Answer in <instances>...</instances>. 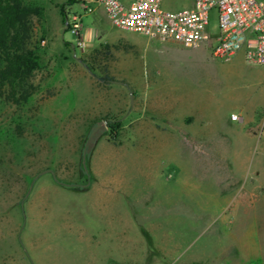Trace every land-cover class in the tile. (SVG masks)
<instances>
[{
    "label": "rangeland",
    "instance_id": "374dc122",
    "mask_svg": "<svg viewBox=\"0 0 264 264\" xmlns=\"http://www.w3.org/2000/svg\"><path fill=\"white\" fill-rule=\"evenodd\" d=\"M165 1L169 7H161L174 11L185 0ZM21 3L36 10L28 17L29 43L40 50L41 68L26 103L0 102V264H264L263 209L256 204L235 210L208 178L184 181L177 163L186 153L162 161L163 181L146 203L153 206L151 217L141 215L143 202L120 194L108 202V214L88 204L85 190L94 179L122 176L136 163L133 96L120 88L132 74L117 70L125 52L99 44L91 51L71 48L74 37L67 29L61 33L62 13L79 14L82 31L94 26L95 12L84 13L67 0ZM99 23L117 30L103 17ZM216 23L211 10L209 32ZM123 32L140 42L135 55L141 79L155 74L177 83L172 92L185 105L174 110L201 106L204 129L215 133L206 138L229 150L222 160L236 156L245 168L253 163L262 139L251 140L249 125L229 115L256 110L258 122L264 118V65L245 63L240 51L222 59L211 55L209 44L184 47ZM115 121L117 138L111 141ZM260 134L264 139V128ZM237 139L246 143L239 154L231 152ZM171 142L184 146L176 135Z\"/></svg>",
    "mask_w": 264,
    "mask_h": 264
},
{
    "label": "crops",
    "instance_id": "0c3cea01",
    "mask_svg": "<svg viewBox=\"0 0 264 264\" xmlns=\"http://www.w3.org/2000/svg\"><path fill=\"white\" fill-rule=\"evenodd\" d=\"M160 4L169 7L165 0H161ZM190 6L191 0H185L181 5L172 7V9L175 11ZM92 12L96 13L94 26L79 32V37L84 41L85 51L93 50L98 44L124 50L125 54L119 62L117 70L132 74L127 77L126 82L120 84V88L133 96L132 113L133 119L136 121V127L133 130L136 136V163L132 168L127 167L122 176L111 175L94 179L85 190V193L90 196L88 204L97 209L99 214H108V202L114 201L120 194L123 200L132 197L134 201L137 198L138 201L143 202L141 215L145 219L151 217L153 206L146 205V203L150 202L152 192L157 188L158 182L163 181L160 177L162 161H172L174 154L186 153L181 157V159L184 158V161L177 163L182 179H186L184 181L197 184L200 180L208 178L216 186L219 195L222 193L229 195L235 210L238 206L245 210L247 207H256L257 204L264 211V139L260 134L264 128V118L259 123L258 118L255 117L257 111L251 110L245 117L238 116L237 120H231L238 121L242 126L249 125L246 134L251 140L255 135L259 136L260 140L262 139L259 155L254 162L245 168V163L237 161L236 156L230 163L222 160L223 153L229 150L220 141L206 138L207 136L214 137L215 133L204 129L205 117L200 113L201 106L198 105L195 112L177 113L174 108L185 105V100L181 99L180 102V98L174 96V92H172L178 84L168 80L169 78L166 79L155 74H151L145 80L141 79L138 56L135 55V49L140 42L128 37L123 32L124 30L116 28L117 30L113 32L111 28L103 27L99 23V19L102 17L106 19V17L99 5L92 4V11L89 13ZM97 16L100 18L98 19ZM159 72L155 71V73ZM136 73L137 75H135ZM170 122H175V125ZM173 128H176V134H174ZM175 135L184 142V146L182 144L180 149L171 145V139ZM237 141L238 143H235L231 150L235 154L243 152L246 144L245 140L237 139ZM164 178L168 179L169 176L165 175ZM156 225L154 224V226ZM116 227L118 228V226ZM116 227L115 230H117ZM121 227L123 234L125 225L121 224Z\"/></svg>",
    "mask_w": 264,
    "mask_h": 264
},
{
    "label": "built area",
    "instance_id": "2783aa9c",
    "mask_svg": "<svg viewBox=\"0 0 264 264\" xmlns=\"http://www.w3.org/2000/svg\"><path fill=\"white\" fill-rule=\"evenodd\" d=\"M161 0H73L82 12L99 5L111 26L139 35L171 40L184 47L209 44L211 55L229 58L240 51L245 63L264 65V0H191V6L175 11L161 7ZM216 14L209 32L208 13ZM64 26L74 37L73 46L84 48L79 37V14L68 11ZM230 120H237L234 113Z\"/></svg>",
    "mask_w": 264,
    "mask_h": 264
},
{
    "label": "trees",
    "instance_id": "16d2710c",
    "mask_svg": "<svg viewBox=\"0 0 264 264\" xmlns=\"http://www.w3.org/2000/svg\"><path fill=\"white\" fill-rule=\"evenodd\" d=\"M67 3L72 4L73 0ZM35 11L21 0H0V102L16 107L26 103L34 93L32 77L41 68L40 50L29 43L28 17ZM62 16L64 21L66 15ZM118 127L117 121L110 126L111 141L117 138Z\"/></svg>",
    "mask_w": 264,
    "mask_h": 264
},
{
    "label": "water",
    "instance_id": "95a60500",
    "mask_svg": "<svg viewBox=\"0 0 264 264\" xmlns=\"http://www.w3.org/2000/svg\"><path fill=\"white\" fill-rule=\"evenodd\" d=\"M64 32V28L61 30V33H63ZM71 48H73V45L71 44ZM115 81H113V83H114ZM116 83V82H115ZM101 124H97V125H95L92 129H91V131L89 132V134H88V137H87V140H88V138L90 137V136H92V134L94 133V131L100 126ZM86 140V141H87ZM83 160H84V156L82 155V164H83Z\"/></svg>",
    "mask_w": 264,
    "mask_h": 264
}]
</instances>
